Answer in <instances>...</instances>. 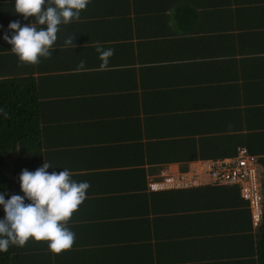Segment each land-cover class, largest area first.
Returning <instances> with one entry per match:
<instances>
[{
  "label": "crops",
  "instance_id": "1",
  "mask_svg": "<svg viewBox=\"0 0 264 264\" xmlns=\"http://www.w3.org/2000/svg\"><path fill=\"white\" fill-rule=\"evenodd\" d=\"M14 7L0 0V99L29 83L38 123L13 159V194L44 160L90 184L65 224L72 247L30 238L18 246L30 264H264L263 210L239 183L162 174L246 147L264 178V0H90L53 55L23 67L3 36L33 18ZM97 43L114 50L105 69Z\"/></svg>",
  "mask_w": 264,
  "mask_h": 264
},
{
  "label": "clouds",
  "instance_id": "2",
  "mask_svg": "<svg viewBox=\"0 0 264 264\" xmlns=\"http://www.w3.org/2000/svg\"><path fill=\"white\" fill-rule=\"evenodd\" d=\"M90 0H15L14 13L22 14L24 20L33 19L21 26L19 20L8 25L3 39L10 45L11 52L18 58V67L36 65L40 58L53 55V45L57 41L60 25H68L73 19L80 18ZM35 20V23L32 21ZM41 27V26H45ZM40 26V27H38ZM74 35L68 36L64 46H74ZM96 51L102 61L100 67L108 66L113 49H103L97 43ZM84 61H81L83 66ZM7 117V112L0 109ZM53 167L46 162L34 172L23 169L19 175L23 196L13 194L5 199L0 192V205H3L4 217L0 219V252H6L10 245L24 246L30 239L47 241L49 250L55 254L72 247L75 235L65 224L73 212L85 200L88 182H76L70 179L68 169L59 173H49ZM54 168V167H53ZM25 200L30 201L25 203Z\"/></svg>",
  "mask_w": 264,
  "mask_h": 264
},
{
  "label": "trees",
  "instance_id": "3",
  "mask_svg": "<svg viewBox=\"0 0 264 264\" xmlns=\"http://www.w3.org/2000/svg\"><path fill=\"white\" fill-rule=\"evenodd\" d=\"M3 95V92H0ZM8 97L0 99V107L7 112V117L0 113V192L7 200L13 195L14 167L16 156L32 146L30 141L37 135L38 115L33 113L35 100L32 99L29 83L13 98V92L6 91ZM5 102V104H4ZM264 197V178L261 179ZM3 205H0V219L4 217ZM261 226L262 248L264 256V198ZM29 255L16 245H10L6 252H0V264H30Z\"/></svg>",
  "mask_w": 264,
  "mask_h": 264
},
{
  "label": "built area",
  "instance_id": "4",
  "mask_svg": "<svg viewBox=\"0 0 264 264\" xmlns=\"http://www.w3.org/2000/svg\"><path fill=\"white\" fill-rule=\"evenodd\" d=\"M163 181L174 186L191 185L205 181L239 183L250 201L254 217L260 219L263 210V191L260 164L246 147L234 156L194 161L186 170H162Z\"/></svg>",
  "mask_w": 264,
  "mask_h": 264
}]
</instances>
